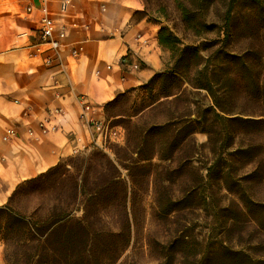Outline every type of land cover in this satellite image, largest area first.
<instances>
[{
	"label": "rangeland",
	"instance_id": "374dc122",
	"mask_svg": "<svg viewBox=\"0 0 264 264\" xmlns=\"http://www.w3.org/2000/svg\"><path fill=\"white\" fill-rule=\"evenodd\" d=\"M259 1H236L229 38L221 48L240 57L228 66H213L214 79L220 82L218 88L222 84L235 91L234 99L243 90L236 101H229L235 110L246 111L235 115L252 119L262 117L255 113L261 107L256 92H249L258 90L254 83L258 75L264 90V0ZM226 3L227 0L210 1L206 27L199 36L184 28L171 6L164 24L183 44L200 46L216 60ZM163 50L168 65L170 54ZM113 99L103 104L102 119L117 130L119 141L107 140L105 149L92 148L63 157L61 166L48 176L40 173L20 182L5 204L37 218L45 217L53 206L67 209L71 218H79L84 202L79 185L89 192L97 175L103 179L107 174L100 163L108 159L116 164L121 183L93 202L92 227L102 229L104 234L90 236L84 264H247L245 255L264 260L261 208H253L261 225L258 226L255 221H247L235 206L248 190L258 199L264 198V172L257 169V175L249 176V171L259 165L257 160L264 144L259 126L229 122L219 129L207 112V122L195 124V132L185 139L183 135L176 136L170 144L174 148L170 149L165 145V125L187 131L183 122L195 119L198 107L211 103L203 89L167 76L118 93ZM232 146L247 147V151H235ZM90 152L102 154V159L91 156L86 173L79 171L70 159L80 162ZM221 152L229 161L206 182L205 168ZM253 159L257 160L252 163ZM123 188L127 190L125 200L121 195ZM204 196H208V204L203 201ZM124 201L126 217L120 208ZM217 205L224 209L217 210ZM5 254L6 244L0 240V264H5Z\"/></svg>",
	"mask_w": 264,
	"mask_h": 264
},
{
	"label": "crops",
	"instance_id": "0c3cea01",
	"mask_svg": "<svg viewBox=\"0 0 264 264\" xmlns=\"http://www.w3.org/2000/svg\"><path fill=\"white\" fill-rule=\"evenodd\" d=\"M59 1L48 0V7L65 36L45 65L41 56L29 55L27 35L39 14L25 9L38 0H0V205L20 182L90 142L80 96L92 106L88 115L102 119L104 103L165 66L159 25L134 16L143 0H70L65 11ZM47 121L56 130L41 133L40 123ZM10 129L14 135L7 137Z\"/></svg>",
	"mask_w": 264,
	"mask_h": 264
},
{
	"label": "trees",
	"instance_id": "16d2710c",
	"mask_svg": "<svg viewBox=\"0 0 264 264\" xmlns=\"http://www.w3.org/2000/svg\"><path fill=\"white\" fill-rule=\"evenodd\" d=\"M211 0H143L144 6L142 10L134 13L135 17H146L148 21L159 25L157 39L160 47L166 49L170 54V62L168 65L165 63V69L161 72H156L146 83H152L158 77H167L176 80L179 83L185 81L188 85L196 89H203L210 98V105L206 107H198L195 119H187L183 122V132L170 128L171 124H166L164 129L166 133L165 145L166 148L174 147L170 146L176 136L183 135L185 137L190 136L195 132V126L199 123L207 122V112H210L212 121L220 129L223 123L229 122H242L257 124L259 126V132L264 137V90H261V86L257 76V83L254 81L258 90H249V92H256L258 101L261 107L258 113L262 116L259 119L243 118L238 113H246V111L239 112L232 106H229V101H236L238 97L243 95V90L234 99L233 90H227L225 86L221 84V87H217L220 82L215 81L213 66L216 68L219 65H229L232 61H236L240 56L232 55V52H228L221 47L225 44L229 38L230 22L232 18V9L237 0H227L226 9L222 16V25L219 33L222 34V40L218 56L216 60L210 58V54L203 52V48L194 44H183L181 40L176 36L174 31L170 29L165 21L168 20L167 9L169 6L173 7L178 13L181 24L185 29H189L193 35L199 36L203 33V27H206L205 16L210 5ZM260 2L259 0H255ZM214 61V62H213ZM183 80V81H182ZM260 89V90H259ZM115 99L110 100V102ZM109 103V101H108ZM254 113V112H247ZM196 124V125H195ZM162 128V127H159ZM189 128V130H188ZM220 135V130H218ZM261 157L257 160L259 165L249 171V176L257 175V169L264 172V144H262ZM96 149V148H95ZM94 149V150H95ZM231 149L237 151H247L246 148L237 149V147H231ZM98 150V149H96ZM91 151V150H90ZM93 151V150H92ZM88 156H83L77 162L78 159H70L78 165V170L85 171L90 167L91 156L93 158L102 159V154L90 152ZM225 152H221L210 162L205 168L206 182L212 178L213 173L221 171L223 166L229 161L225 156ZM255 159L251 160L256 161ZM60 162V161H59ZM50 167L40 176H48L55 169L61 166V162ZM101 160L100 165L104 166V170L107 174L103 179L99 178L94 181L93 188L83 190V185H79V190L83 195L84 202L82 203V215L79 218H71L67 209L62 207L53 206L48 214L43 218H37L34 215H24L13 210L10 205H0V240L6 244L5 264H84L86 261L83 256L89 252V238L92 235L104 234L102 229H94L90 221L91 207L94 206V201L100 197L101 193L108 191H114L118 185H120V175L118 174L116 164L113 161L106 160L103 163ZM101 174V173H100ZM104 176V174H102ZM80 176L79 180L81 181ZM96 177V178H97ZM262 184H264V173L261 176ZM85 181V180H84ZM226 191H230L227 187ZM204 193L205 190L203 189ZM124 200L127 197V190L123 188V194H121ZM207 197L204 196L203 201L207 203ZM235 204L238 213L245 216L247 221H255L258 226H261L259 221L253 214V208H261L259 215L264 217V198L258 199L251 190L245 194V198L240 197ZM123 210V216H127V207L125 201L120 207ZM217 210L223 208L216 206ZM224 209V208H223ZM99 213V212H98ZM217 213V212H216ZM85 237V238H84ZM10 249V252H9ZM8 250V251H7ZM12 250V251H11ZM240 252H233L234 255ZM241 255H244L241 253ZM247 264H262L264 260H254L245 255ZM234 262L235 260H230Z\"/></svg>",
	"mask_w": 264,
	"mask_h": 264
},
{
	"label": "built area",
	"instance_id": "2783aa9c",
	"mask_svg": "<svg viewBox=\"0 0 264 264\" xmlns=\"http://www.w3.org/2000/svg\"><path fill=\"white\" fill-rule=\"evenodd\" d=\"M70 5V0H60V10L65 11ZM26 13L31 16L34 11H38L39 17L37 19V26L31 30L30 34L27 35L31 38L29 47L31 51L30 56L42 57L43 63L49 65L52 57L58 55V50L61 46V40L65 36L63 30H56L54 19L51 17L50 10L48 7V0H38L37 4L30 2L26 6ZM77 49H72V54L76 55ZM81 110L80 118L90 131V142L84 143L82 146L75 145L72 148V155H76L81 151L90 150L92 148L105 149L104 144L107 140L119 141L117 130L109 127L103 119H98L95 116L89 114L92 106L80 96ZM59 112V110H57ZM39 129L41 133L48 131H55L56 126L54 124L40 123ZM31 133V132H30ZM14 135V131L10 129L7 133V137Z\"/></svg>",
	"mask_w": 264,
	"mask_h": 264
}]
</instances>
